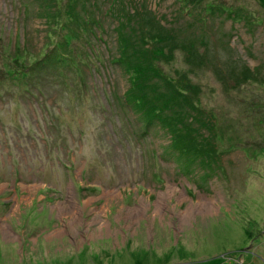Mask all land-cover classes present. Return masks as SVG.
<instances>
[{"label":"rangeland","instance_id":"obj_1","mask_svg":"<svg viewBox=\"0 0 264 264\" xmlns=\"http://www.w3.org/2000/svg\"><path fill=\"white\" fill-rule=\"evenodd\" d=\"M83 1L0 0V264H264V0Z\"/></svg>","mask_w":264,"mask_h":264},{"label":"trees","instance_id":"obj_2","mask_svg":"<svg viewBox=\"0 0 264 264\" xmlns=\"http://www.w3.org/2000/svg\"><path fill=\"white\" fill-rule=\"evenodd\" d=\"M83 2H85V0ZM111 2L113 3V0H111ZM125 6H126V2H125ZM127 10L129 12L130 20H131L135 16V14L134 15L132 14V8H131V10L128 8ZM81 11L78 13V15H81ZM84 11L85 10H83L82 12H84ZM64 14H65V12H63V15ZM66 15L67 16L69 15V17H71L73 15V13H71L70 11H67ZM85 20H86V22H85V25H83L84 26L83 30L86 31V29H90V30L93 31V27L90 26V24L92 25L93 23H95V20L94 19H89V18L86 19V17H85ZM117 20H118V23L115 26L116 31L119 34V37H117V40H119V45H120V43L121 44H125L124 47L127 46L126 49L128 50V46L131 47V45L128 44V41H131V39L129 38V35L132 34L133 32H135L137 27L139 29V25H138V22H137V17L135 18V25L132 26V24H131V27H130V29L128 31L125 30V25L121 24V21H120L119 17H118ZM56 23H58V25H60L62 23L67 28L63 27L64 29L61 28V30H57L56 31V36L58 38L55 41H52L51 46L47 50H45L39 57H37L34 60H32L28 65H26L24 67H18L15 64L14 66H11V67H3V69H1V70L3 71L4 74H6V75H4L6 78H8V79H17L18 80L17 82L19 84H22V83L28 82V78H27V80L25 78L26 73L28 72V70H29L28 74H30V76L33 75V74H37V76H38L39 75L38 72H40L41 70H43L44 73L52 74V73H56V72L62 70L65 67L66 68H68V67H77L78 63L76 64V60L78 61V58H80L81 61H86L85 57L82 58V57H80L78 55L79 53H81V54L82 53H84V54L86 53L85 55H86L87 59L91 60L93 58V55H94L93 50L89 46L86 48L85 45L83 44V42L77 41V43L74 44L73 47H72V40H71V43H70V40L67 38L68 36H71L72 32H74L69 27V24H71L72 21L66 22L65 20H62V17H61L60 20L56 19ZM90 34H92V33L90 32ZM149 35L151 37L154 36L155 38H157V40H159V38H160L157 33H155V35L153 33L152 34L150 33ZM97 36L100 37V35L98 33H97ZM85 39L89 43L92 42V38H90V36H87ZM78 40H81V38H78ZM139 40H140V42L142 41V43L138 47V49H136L135 56L138 59V61H143V59H144L143 49L146 48V45H149V47L146 48V50H150L151 47H153L154 45L150 44L151 41L149 40L147 35H145V33L142 32V31H141V33H139ZM67 47H71L72 48V52L67 50L66 49ZM133 51H134V49H133ZM149 52H151V50ZM87 53L88 54L90 53V58H89V55ZM138 53L140 54V56H138ZM12 56H13V59L15 60L14 63H16L17 62V60H16L17 56L15 54H12ZM91 56H92V58H91ZM133 61H135V58H134ZM82 63L83 62L79 61V67L80 68H81L80 64H82ZM171 90H173L175 92L174 97L176 95L180 96L182 93L185 92L181 88H178L176 90V88L173 87V88H171ZM184 97L186 98V96H184ZM171 98H172L171 95H170L169 98H166V99L164 98L165 99L164 103L167 104V105L169 104V106H171L173 104L172 100L170 101ZM185 104H186V106H188L190 108H194V105L191 102L190 103L189 102L188 103L185 102ZM162 107H164L162 103L160 105L159 104L154 105L153 111H155V110L158 111ZM149 119L150 118H148V120Z\"/></svg>","mask_w":264,"mask_h":264}]
</instances>
